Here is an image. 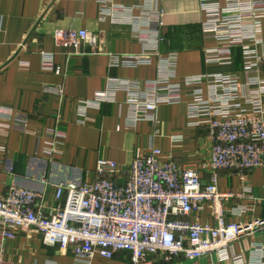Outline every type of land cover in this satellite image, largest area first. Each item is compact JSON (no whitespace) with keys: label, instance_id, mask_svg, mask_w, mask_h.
<instances>
[{"label":"crops","instance_id":"0c3cea01","mask_svg":"<svg viewBox=\"0 0 264 264\" xmlns=\"http://www.w3.org/2000/svg\"><path fill=\"white\" fill-rule=\"evenodd\" d=\"M253 1L0 0V125L5 126L0 129V198L11 186L29 189L43 195L39 207L46 211L56 186L89 184L98 161L123 169L152 146L179 168L195 169L209 156L212 142L209 130L196 125L199 119L188 108L193 95L206 101L208 82L218 75L235 74L240 84L246 81L240 47L229 50V63L207 62L227 36L224 27H207L210 17L202 4L208 10L237 4L248 13ZM159 20L164 26H157ZM255 28L264 49V19ZM79 30L96 36V54L81 56L61 41V33ZM234 31L236 27L232 36L237 37ZM197 78L203 80L189 84ZM259 78L264 80V72ZM46 85L62 86L61 96L43 94ZM129 86L143 100L158 102L157 135L143 120L128 127ZM101 96L111 101L99 102ZM82 102L88 105L84 108ZM262 103L264 107V96ZM201 178L207 175L201 173ZM217 191L247 192L242 199L223 201L222 209L227 223L251 221L252 230L231 245L228 260L211 256L197 264H264V206L259 203L264 170L242 178L220 171ZM240 206L254 208L241 213ZM212 218L213 207L207 203L188 221L204 225ZM256 220L263 225L256 226ZM4 258L6 264H77L69 251L46 246L31 229L5 243ZM150 260L190 264L165 261L161 255ZM92 264H130V258L126 253L112 260L96 256Z\"/></svg>","mask_w":264,"mask_h":264},{"label":"built area","instance_id":"2783aa9c","mask_svg":"<svg viewBox=\"0 0 264 264\" xmlns=\"http://www.w3.org/2000/svg\"><path fill=\"white\" fill-rule=\"evenodd\" d=\"M202 6L210 17L207 27H224L227 36L220 51L208 54L207 62L229 63V50L240 47L246 80L240 84L238 75H218L208 82L211 94L206 101L193 95L188 108L192 117L199 119L196 125H204L210 132L209 156L195 169L179 168L153 146L123 169L116 163L100 160L91 183L56 186L46 211L39 207L42 194L11 186L0 198V264H6L5 243L14 239L17 232L30 229L46 246L69 251L77 264H92L96 256L112 260L121 253L129 255L130 264H152L150 258L157 255L165 261L184 260L190 264L211 256L224 262L231 245L250 234L251 221L227 223L222 209L223 201L232 197L242 199L247 192L222 194L217 191V183L220 171H232L242 178L246 172L264 170V80L259 78L264 72V49L259 35L252 32L264 19V3L254 0L248 13L237 4L211 10ZM157 26H164L163 20ZM234 27L237 37L232 36ZM60 38L81 56L97 53V38L87 31L63 32ZM55 73H59L58 68ZM202 80L192 79L189 84ZM126 91L132 114L128 127L143 120L157 135L158 102L143 100L130 86ZM62 92L59 85L42 89L48 96H61ZM98 101L111 100L101 96ZM86 105L82 102L84 108ZM4 127L0 125V129ZM201 173L207 175L206 180ZM121 179L124 183L118 185ZM207 203L213 207L212 223L188 221ZM259 203L264 206V197ZM253 208L237 209L247 213ZM254 223L258 227L263 225L258 220Z\"/></svg>","mask_w":264,"mask_h":264},{"label":"water","instance_id":"95a60500","mask_svg":"<svg viewBox=\"0 0 264 264\" xmlns=\"http://www.w3.org/2000/svg\"><path fill=\"white\" fill-rule=\"evenodd\" d=\"M123 183H124V179H121V180H118V181H117V184H118V185H122Z\"/></svg>","mask_w":264,"mask_h":264}]
</instances>
